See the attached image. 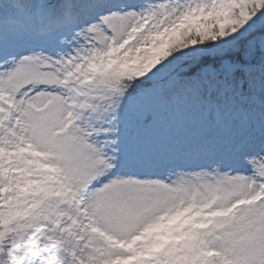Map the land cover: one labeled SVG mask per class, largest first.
Masks as SVG:
<instances>
[{"label": "snow or ice", "instance_id": "6c2138e0", "mask_svg": "<svg viewBox=\"0 0 264 264\" xmlns=\"http://www.w3.org/2000/svg\"><path fill=\"white\" fill-rule=\"evenodd\" d=\"M0 264H264V0H0Z\"/></svg>", "mask_w": 264, "mask_h": 264}]
</instances>
